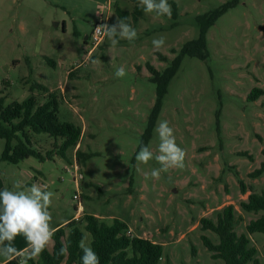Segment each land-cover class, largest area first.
<instances>
[{
  "label": "rangeland",
  "instance_id": "rangeland-1",
  "mask_svg": "<svg viewBox=\"0 0 264 264\" xmlns=\"http://www.w3.org/2000/svg\"><path fill=\"white\" fill-rule=\"evenodd\" d=\"M109 1L110 10L103 13L111 15L110 25L120 17L117 9L127 12L138 38L112 46L106 37L89 55L85 37L92 33L101 5ZM171 1L177 11L172 6L169 19L146 14L138 0H0V90L6 104L33 96L41 104L53 93L60 102L59 120L83 130L67 159L56 152L60 140L34 134L33 147L43 154L53 151V157L0 163V190H13L20 180L52 191L54 228L77 211L82 212L80 221L85 213L107 224L116 218L132 229V237L163 246L159 264H215L221 261L212 259L202 237L216 244L220 240L202 230L201 219L216 221L224 207L234 205L235 231L241 235L263 214L244 212L240 203L250 192L264 191V175L250 177L264 163V0H240L208 30L209 57L183 59L151 137L145 138L157 101L149 65L159 72L170 67L184 44L198 37L197 18L233 0ZM160 35L165 44L157 50L152 39ZM121 66L126 75L117 78ZM255 89L263 94L252 101ZM163 120L186 151L185 167L161 173L159 180L145 179L143 173L160 164L152 159L137 171L135 155L144 140L158 152L155 128ZM4 148L5 140L0 139V153ZM77 150L90 156L86 163H78ZM75 163L83 176L81 190L74 182ZM241 181L249 190L246 195ZM85 233L90 246L92 237ZM249 237L264 264V233ZM12 243L20 250L27 246L22 235ZM3 261L0 257V264ZM29 264L43 263L38 258Z\"/></svg>",
  "mask_w": 264,
  "mask_h": 264
},
{
  "label": "trees",
  "instance_id": "trees-1",
  "mask_svg": "<svg viewBox=\"0 0 264 264\" xmlns=\"http://www.w3.org/2000/svg\"><path fill=\"white\" fill-rule=\"evenodd\" d=\"M239 1L233 0L208 14L199 16L197 18L198 37L184 44L179 55L163 72H159L149 65L150 72L155 76L157 101L145 138L151 137V130L162 109L168 86L177 74L183 59L196 57L206 60L209 57L206 38L208 30L229 9L236 7ZM169 3L173 6L174 11H177L176 4L172 1ZM136 12H140V8H137ZM117 13L120 18L128 17L127 12L120 9H117ZM37 87L48 92L44 86L37 85ZM261 94H263L262 90L255 89L250 100H256ZM59 104L58 97L51 93L48 100L41 104L33 96L25 102H13L7 105L6 97L0 90V139L5 140L4 151L0 153V163L18 165L31 157L41 162L51 159L53 151L43 154L33 147L34 134H46L60 140L61 143L56 146V152L63 159H67V152L79 144L83 130L73 123L59 120ZM146 145L147 140H144L143 146ZM76 158L79 164H84L90 156L77 150ZM263 175L264 163L259 169L252 172L250 177L258 179ZM240 185L242 194L246 195L249 191L248 188L242 181ZM240 208L248 213H263L246 226L247 234L238 235L235 231L237 217L234 205L224 207L216 221L209 218H202L200 221L203 231H211L219 237L218 244L207 236L202 237L204 245L212 254V259L221 261L215 264H260L257 258L258 250L252 246L249 235L264 233V191L250 192L247 199L240 203ZM83 218L82 221L73 219L66 225L57 228L53 244L49 245L39 257L43 264H81L82 251L78 244L82 237H86L85 231L92 237L90 247L100 257V264H159L163 257L161 244L150 239L128 235L129 227L120 219L115 218L112 224H107L95 215L85 213ZM83 225L84 230L82 229ZM61 247L67 248V254L64 256L59 255ZM29 262L34 263V261ZM10 264H18V261L13 260Z\"/></svg>",
  "mask_w": 264,
  "mask_h": 264
},
{
  "label": "clouds",
  "instance_id": "clouds-1",
  "mask_svg": "<svg viewBox=\"0 0 264 264\" xmlns=\"http://www.w3.org/2000/svg\"><path fill=\"white\" fill-rule=\"evenodd\" d=\"M139 6L146 14L155 13L157 16H172V5L168 0H138ZM111 16V15H108ZM107 19V17H106ZM130 17H117L116 22L109 25L102 23L96 27L97 33H102L111 42L112 46L124 39L129 42L138 38L135 28L127 21ZM165 44V37L160 35L152 39L155 49H161ZM126 70L119 67L115 76L123 78ZM155 131L158 133V152L153 153L148 146L140 147L135 155L137 171H141L139 165H147L150 160L155 159L160 168L152 169L150 173L144 172L145 179H161V173H167L171 169H183L185 167L186 151L176 142L173 128L167 120L159 121ZM54 193L42 186L33 183L26 186L20 180L13 185V190L5 187L0 190V257L4 264H10L17 260L18 264H29V261L38 259L45 249L53 243L56 228L52 226V212ZM22 235L27 242L23 250L17 249L13 241L17 236ZM86 237L79 241V248L82 251L81 264H100V257L88 245ZM67 254V248L61 247L60 256Z\"/></svg>",
  "mask_w": 264,
  "mask_h": 264
},
{
  "label": "built area",
  "instance_id": "built-area-1",
  "mask_svg": "<svg viewBox=\"0 0 264 264\" xmlns=\"http://www.w3.org/2000/svg\"><path fill=\"white\" fill-rule=\"evenodd\" d=\"M110 5H111L110 1L108 2V5L106 7L103 4L101 5L102 11H101V13L99 15V19H98L97 23L95 24L92 33L90 34L89 41L86 43L88 48H89V55H92L105 42L106 36L103 35L102 33H97L96 32V27L98 25L102 24V23H107V24L110 25V16H108V15H110L109 12L106 15H104V13H103L104 9H108V11L110 10ZM106 17H107V19H106ZM74 167H75V172L73 173L74 176H75L74 177V182L76 183L77 188L81 190V181L83 180V176H82L81 173H79L80 168H79L77 163H75ZM67 171L70 172L69 169ZM80 197H81L80 194H76L75 195V200H79ZM128 235L131 236V232L130 231H128Z\"/></svg>",
  "mask_w": 264,
  "mask_h": 264
},
{
  "label": "crops",
  "instance_id": "crops-1",
  "mask_svg": "<svg viewBox=\"0 0 264 264\" xmlns=\"http://www.w3.org/2000/svg\"><path fill=\"white\" fill-rule=\"evenodd\" d=\"M81 214H82V212L77 211V213H76V215H75L74 217H72V218H70V219L64 221L62 224L58 225V226L55 227V228L57 229V228H59V227H62V226L66 225L68 222H70V221L73 220V219H78L79 216H80ZM129 229H131V228H129ZM131 231H132V229H131ZM26 247H27V246H26ZM37 262H38V259L34 260V263H37ZM1 264H4V261H3Z\"/></svg>",
  "mask_w": 264,
  "mask_h": 264
},
{
  "label": "flooded vegetation",
  "instance_id": "flooded-vegetation-1",
  "mask_svg": "<svg viewBox=\"0 0 264 264\" xmlns=\"http://www.w3.org/2000/svg\"><path fill=\"white\" fill-rule=\"evenodd\" d=\"M85 38H87V41H85L87 43L89 41V39H90V34L86 35Z\"/></svg>",
  "mask_w": 264,
  "mask_h": 264
},
{
  "label": "water",
  "instance_id": "water-1",
  "mask_svg": "<svg viewBox=\"0 0 264 264\" xmlns=\"http://www.w3.org/2000/svg\"><path fill=\"white\" fill-rule=\"evenodd\" d=\"M85 41H87V38H85Z\"/></svg>",
  "mask_w": 264,
  "mask_h": 264
}]
</instances>
